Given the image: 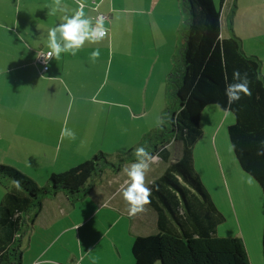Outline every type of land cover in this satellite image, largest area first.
Instances as JSON below:
<instances>
[{"label":"trees","instance_id":"16d2710c","mask_svg":"<svg viewBox=\"0 0 264 264\" xmlns=\"http://www.w3.org/2000/svg\"><path fill=\"white\" fill-rule=\"evenodd\" d=\"M213 0H177L181 15L179 44L171 56L165 81V105L160 124L142 135L136 145L115 161L103 151L60 173H52L48 185L15 167L0 163V264H22L21 243L41 209L45 197L63 192L71 203L84 198L95 177L105 169L117 173L135 162L137 147H146L167 163L147 186L148 204L156 213L157 232L136 235L131 244L133 264H250L239 236H218L223 216L202 184L194 167L193 144L202 135L201 113L208 105L227 108L234 121L227 127L233 154L240 168L259 185L264 200V77L261 60L247 54L241 39L231 30L220 31V11ZM247 74L252 95L228 105L227 84L233 72ZM180 141L181 154L171 159L169 145ZM233 145L235 146L233 148ZM264 264V222L261 238Z\"/></svg>","mask_w":264,"mask_h":264},{"label":"rangeland","instance_id":"374dc122","mask_svg":"<svg viewBox=\"0 0 264 264\" xmlns=\"http://www.w3.org/2000/svg\"><path fill=\"white\" fill-rule=\"evenodd\" d=\"M160 1L162 3L156 6L160 8L155 9V13L152 15L157 19L152 20L151 15H148L149 27L144 32L142 42L132 40L127 16L125 18V16L119 15L115 22L111 16L105 13L113 21L116 35L113 44H110L111 48L104 47V52L100 53L99 60L93 64L95 68H101L97 75L99 82L97 87L100 86L98 91L91 84L97 82L96 80L86 81V84L81 88L80 86L84 82L74 81L78 82L76 87L69 86L60 89L56 87L54 92L52 91L53 93L49 95L33 90V101L38 107L35 112L36 116L33 117L37 122H40L39 124L45 123L46 129L52 126L51 132L44 134V138L46 137L48 144L51 145L45 152L34 150L37 152V156L33 164L24 167L16 160L13 163L18 168L13 167L35 180L38 186H45L48 185V178L52 173H60L76 166L90 159L99 150L108 153L110 160L115 161L118 155L124 154L133 147L144 133L151 132L161 123L160 113L165 105V81L171 70V55L168 54V51L163 50L165 44L163 37L171 38L173 32H176L175 41L170 40L174 46L172 51L174 52L180 41L178 30L174 29L175 24L173 26L172 21L178 20L180 25L181 15L177 7V0ZM213 2L216 6L220 4V0H213ZM174 14H178L177 19H174ZM231 30L241 39L243 50L261 60V72L264 76V0H225L220 11V31L226 37L231 34ZM128 49L134 50V56H137L138 52L136 51L140 50L138 62L124 57L123 51ZM43 73L41 71L40 74ZM5 75L8 77L10 74ZM79 88L80 91H78ZM1 90L3 92L10 90L12 93H16V91L21 92L23 86ZM58 90L60 92L59 102L55 104L56 111L51 122L47 116L43 115L42 109L45 111L46 106L50 107L49 104L57 100L52 96ZM68 90L71 92L69 93ZM94 93H97L96 100L91 98ZM44 94L45 97H43ZM104 95H109L114 101L113 104L105 106V108L109 107L120 115L116 116L117 120L111 127L115 131L112 144L104 141L99 145L101 135L98 133L100 129L97 125H101L98 121L104 112V103L101 101ZM68 98L72 101L76 100V103L80 102L79 99L82 104L87 102V108L84 109L82 117L73 118L72 111L68 114L66 109ZM129 114H132L133 119L129 120ZM233 121L234 117L231 112L228 111L226 115L225 111L216 105L205 107L200 124L203 132L193 144L194 167L213 203L223 216V220L216 228L217 235L239 236L244 242L250 264H263L261 247L264 222L263 194L258 183L240 168L233 154L227 134V127ZM65 124L68 129L75 132V140L68 138L61 140V129L65 127ZM131 133L133 135L129 138L127 145L124 139H127ZM181 147L180 141H172L169 145L173 156L181 154ZM157 165L158 169L154 167L147 173L150 178L161 174L166 163L159 160ZM113 178L126 179L124 168L117 173L105 169L100 177L93 179L97 180L99 189H102V184L106 183L105 179ZM3 194L4 190L0 186V200ZM89 202H91L89 198H83L76 203L74 215H83L82 210L87 208ZM116 205H127L121 190L108 200L105 207L97 209L99 213L91 219L90 224L95 221V228L104 230L109 226L113 215L117 216V221L108 227L109 234H115L114 243L120 251L118 257H114V260L118 261L115 264H133L130 250L133 237H130L129 233V225L133 218H130L132 216L128 212L125 214L117 212ZM119 208L126 210L123 207ZM100 217L101 219L98 221L97 219ZM139 227L144 229L141 231L137 227L133 228L132 232L153 233V229L149 230L151 224L142 223ZM84 228L91 229L89 223ZM40 229L36 228L33 232L27 229L23 235L22 264H30L31 259L37 256L39 247L46 246L47 242L50 249L49 251L45 249L46 253L40 257L42 259L48 257L51 261L35 260L34 264H74L73 261H70L69 253L76 250L78 245L76 229L59 233L53 241H49L48 235L55 234L53 232L58 231V227L57 229L51 227L50 233L42 232ZM91 230L94 235H97L95 230ZM93 258L94 256H90L86 259ZM106 261H108L107 264H114L107 259ZM155 264H160V261H156Z\"/></svg>","mask_w":264,"mask_h":264},{"label":"crops","instance_id":"0c3cea01","mask_svg":"<svg viewBox=\"0 0 264 264\" xmlns=\"http://www.w3.org/2000/svg\"><path fill=\"white\" fill-rule=\"evenodd\" d=\"M81 2L85 5V16L92 19L93 23H95L96 17L103 13L111 16L115 22L118 20L119 15L125 16V18L127 16L129 20L128 27L131 29L129 34L132 40H138L140 42L144 40V32L149 27L150 19L148 15H151L152 20H156L157 17L153 18L152 15H154L155 9L160 8L156 6L162 3L160 0H81ZM53 5L54 0H0V162L8 163L17 168L18 166L13 161L18 160L20 165L24 167L29 166L33 164L37 152H45L51 145L48 144L46 137L44 138V134L51 132L52 126L46 129L45 123L41 125L33 117L36 116L35 112L38 108L36 107L35 101H33V90L49 95L54 92L56 87L58 89L69 86L76 87L78 82H84L80 86L81 88L86 84V81H97V75L101 71V68H95L93 64L99 58L93 62L91 60V53L97 49H99L100 53L104 52V47L110 49V44H113L116 35L113 28V21L107 16L105 19V27L108 29V35L103 41L94 44L86 42L75 56L70 53H61L58 60L53 59L48 62L46 71L41 75V67L35 63V59L39 51H49L47 47L49 30L63 22V15H72L79 7L76 0H62V5L66 8V12L52 14L50 8ZM177 17L178 14H174V19H177ZM172 24L173 26L175 24L174 29L178 30L179 21H172ZM175 35L176 32H173L171 38L168 36L163 37L165 42L163 50L168 51V54L171 56L174 48L171 41H175ZM221 35L223 36L222 33ZM136 52L138 54L134 56V50L128 49L123 51V55L129 60L132 59L134 62H138L140 50ZM5 74L10 75L7 77ZM91 84L95 87L96 91L100 89V86L97 87L99 84L98 81L92 82ZM21 85L23 86L21 92L16 91V93H12L10 90L6 92L1 90ZM80 88L78 91H80ZM68 91L69 93L71 92V90ZM96 94L94 93L92 95L91 98L93 100L97 99ZM58 95H60L59 90L52 96V98L57 100L49 104L51 108L46 106L45 111L42 109L43 115L47 116L51 122L56 111L55 104L59 102ZM43 97H45V94ZM79 101L76 103V100L72 101L68 98L66 109L68 114L70 111L73 112V118L82 117L84 109L87 108V102L82 104L81 99ZM101 101L104 103V112L98 121L101 125H97L100 129L98 133L101 135L99 145L103 144L104 141L111 142L113 140L115 131L111 127H113L117 120L116 116L120 115L109 107L108 109L105 108V106H110L114 103L109 95H104ZM127 104L129 105V103ZM66 109L64 111L65 113ZM131 119H133L132 114H129V120ZM56 123L57 121L54 124L56 125ZM131 135L133 133L127 139H124L127 145ZM171 159H174L172 153ZM159 160L153 163L150 169L154 167L158 169L157 164ZM132 163L127 162L122 168ZM156 177L150 178L147 174L145 179L146 185ZM126 179H105L106 183L102 184V189H99L100 186L97 185L96 180L92 190L84 197L89 198L91 202L88 203L86 209L82 210L83 215L80 216H76L74 213L76 203L83 198L75 203H71L63 192H59L53 197L43 198L41 209L34 217V221L28 229L33 232L36 228H41L40 230L42 232L46 231V233H50L51 231L49 230L51 227L56 229L58 227V231L54 229L56 232L53 233L55 234L50 233L48 235L49 241H53L61 232L76 229L78 245L76 250L74 249V251L69 253L70 261H73L74 264H107V259L115 264L118 261L114 260V257H118L120 251L115 246L116 243H114L115 234H109L108 227L113 225L118 217L113 215L109 221V226L105 227L104 230L95 228V221L92 224H90V221L98 215L99 211L97 209L105 207L108 200L117 191L121 190V185L124 184ZM116 206L117 212H122L123 214L128 212V205ZM119 207H123L126 210L120 209ZM130 218H133L129 225L130 237L134 238L136 235H147L136 231L132 232L133 228L137 227V229L142 231L144 228L139 227L142 223L151 224L149 230L153 229V233L158 230L156 213L149 205L145 206V211L140 213L139 216L135 215ZM100 219L101 217L97 220L100 221ZM87 222L89 223V227L96 231L97 235H94L91 229L84 228L88 224ZM39 226L40 228H38ZM77 226L79 227L77 228ZM45 249H48V251L50 249L48 248V242L46 246L42 247L41 245L39 247L37 256L31 259L30 264H34L35 260L50 262L51 259L48 257L45 259L41 258L46 253ZM90 256H94V258L91 260L86 259Z\"/></svg>","mask_w":264,"mask_h":264},{"label":"clouds","instance_id":"9594fccd","mask_svg":"<svg viewBox=\"0 0 264 264\" xmlns=\"http://www.w3.org/2000/svg\"><path fill=\"white\" fill-rule=\"evenodd\" d=\"M79 5L72 15H63V22L51 28L48 32V49L43 57L45 65L50 60H58L61 53H70L75 56L85 43L94 44L104 40L108 35L105 27L104 16H98L93 23L92 19L85 16V5L81 0H76ZM52 14L66 12L62 5V0H54L51 6ZM37 57V58H39ZM100 57L99 49L91 53V60L95 62ZM234 83L226 85L225 96L228 105H232L241 100L242 96H251L249 80L247 74L242 75L239 71L233 72ZM228 109H225L227 115ZM61 140L68 138L76 139V134L66 126L61 129ZM235 146L233 145V148ZM135 162L124 168L127 179L121 185L122 196L128 205L127 211L130 216H135L145 211V206L150 204L151 189L146 185L145 179L151 165L159 160V156L152 154L146 147H137L134 152ZM79 226H77L78 228Z\"/></svg>","mask_w":264,"mask_h":264},{"label":"built area","instance_id":"2783aa9c","mask_svg":"<svg viewBox=\"0 0 264 264\" xmlns=\"http://www.w3.org/2000/svg\"><path fill=\"white\" fill-rule=\"evenodd\" d=\"M101 15L104 16V18L106 19L107 15L99 14L98 16H101ZM45 53L46 52L39 51L38 54H37V57H39L40 55L45 54ZM37 57L35 59V63L41 67V71L45 72L46 69H47L48 64L47 65L44 64L43 57H39V58H37Z\"/></svg>","mask_w":264,"mask_h":264}]
</instances>
